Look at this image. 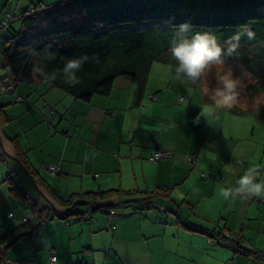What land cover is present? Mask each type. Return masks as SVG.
<instances>
[{"label":"crops","instance_id":"obj_1","mask_svg":"<svg viewBox=\"0 0 264 264\" xmlns=\"http://www.w3.org/2000/svg\"><path fill=\"white\" fill-rule=\"evenodd\" d=\"M38 1L53 4L60 0H0V20L5 13H20ZM0 61V69H7L5 79L9 69L2 66L1 43ZM256 64L254 71L259 77L264 74V61ZM165 68L154 64L140 94L139 85L126 78L115 82L109 96L95 95L88 102L47 83L18 82L13 86L8 78L1 80V233L13 224L10 212L27 216L32 210L3 183L10 170L18 173L31 195L38 197L32 179L15 160L18 149L26 151L63 196L118 187L172 189L170 199L154 200L155 207H121L106 217L92 215L70 223L48 221L41 232L22 238L9 249L14 264H37L34 250L42 255V264H50L49 250L53 247L57 264H264V259L210 244L204 234L182 228L174 212L189 213L185 208L189 203L196 212L195 219L191 216L196 222L208 227L210 223L225 224L231 232L242 233L245 247L264 249V201L221 195L222 188L234 183L237 159L245 166L253 165V135L258 126L264 127V120L259 125L254 121L252 126L249 114L253 111L234 109L218 111L213 125L205 117L196 123L200 104L208 102L207 96L199 88L189 92L175 81L161 86ZM234 112L243 117L237 118ZM168 124L174 127L164 132ZM156 150H170L174 157L153 164L149 156ZM205 150L217 152L219 160L209 161L203 155ZM189 157L195 158V164H189ZM8 158L15 162L7 163ZM263 162L264 156L259 167H264ZM55 164L62 168L59 175L45 170L46 165Z\"/></svg>","mask_w":264,"mask_h":264},{"label":"trees","instance_id":"obj_2","mask_svg":"<svg viewBox=\"0 0 264 264\" xmlns=\"http://www.w3.org/2000/svg\"><path fill=\"white\" fill-rule=\"evenodd\" d=\"M30 10L32 13L27 14ZM8 13L11 12L0 20V31L5 32L2 66L9 69L5 79L13 86L18 82L47 83L50 88L61 89L86 102L95 95L109 96L121 77L136 82L140 94L155 63L164 67L172 63L167 50L169 39L175 34L174 27L184 22L193 26L187 35L208 32L221 43L239 33L238 54L226 57V61L242 65L254 72V76L256 63L264 61V0H60L53 4L38 1L20 13H11L13 17L9 18ZM131 23L138 24L129 25ZM246 29L255 33L254 38H248ZM49 49L56 53L55 59L46 55ZM84 54L89 60L79 72L81 83L78 85L71 86L59 76L56 80H44L33 71L34 64L49 72L59 70L68 58ZM257 78L264 81V74ZM3 115L0 106V117ZM157 151L170 155L153 161L151 158ZM173 157L170 150H156L149 160L157 164ZM15 160L32 179L38 197L29 193L18 173L10 171L6 175L3 183L9 186L14 197L27 200L32 210L21 217L20 224L0 236V264H14L9 258V249L22 238L38 230L41 232L48 220L82 221L97 212L111 214L115 208L127 206L143 210L145 204L155 207V199H170L172 194L171 188L128 190L118 187L63 196L33 164L26 151L18 149ZM187 160L195 164L194 157ZM51 166L56 167V172L49 169ZM45 170L51 175L62 173L58 164L46 165ZM185 205L189 213L174 211L179 226L204 234L210 244L226 245L234 251L264 259V249L244 246L242 233L231 232L225 224L210 223L208 227L198 223L194 220L193 205ZM8 217L17 219L13 211ZM49 263H58L54 247L49 250Z\"/></svg>","mask_w":264,"mask_h":264},{"label":"clouds","instance_id":"obj_3","mask_svg":"<svg viewBox=\"0 0 264 264\" xmlns=\"http://www.w3.org/2000/svg\"><path fill=\"white\" fill-rule=\"evenodd\" d=\"M192 27L189 22L174 27L175 34L170 37L167 49L172 63L167 65L160 75V85L175 81L189 92L199 88L201 94L207 96L208 102L200 104L201 112L196 117V123H199L201 117H205L213 125V119L218 111L239 109L244 112H259L264 105V90L251 101L243 98L248 83L259 87L258 81L247 73L246 83L244 77L235 76L232 68L226 64V57L238 54L241 35L238 33L221 43L214 34L208 32L187 35ZM245 31L249 39L254 38L253 31L248 29ZM46 55L51 59L56 57V53L50 49ZM88 60V55L84 54L68 58L62 69L49 72L39 64H34L33 71L44 80H56L59 76L65 83L75 86L81 83L79 72ZM213 70L216 80L214 87L209 81V74ZM172 127L174 126L171 124L165 125L163 131L168 132ZM203 155L212 162L219 160L218 153L212 150H205ZM236 164L238 167L234 183L222 188L221 195L225 199H264V167L245 166L238 159Z\"/></svg>","mask_w":264,"mask_h":264},{"label":"rangeland","instance_id":"obj_4","mask_svg":"<svg viewBox=\"0 0 264 264\" xmlns=\"http://www.w3.org/2000/svg\"><path fill=\"white\" fill-rule=\"evenodd\" d=\"M7 2H10V3H13L14 1H18V0H6ZM24 1H26V0H24ZM4 16V15H3ZM138 23H131V24H129V25H137ZM4 37H5V32H4V30H2L1 31V33H0V43H1V45H2V43H3V41H4ZM1 62V61H0ZM226 64L229 66V67H231L232 68V70H233V73H234V75L235 76H237V77H244V79H245V82L247 83V71H245L244 69H243V67H242V65H239V64H233V63H230V62H226ZM6 71H7V69H0V83L2 82L1 81V78L3 79V77L5 76V74H6ZM251 76H252V78H254L256 81H258V85H259V87L256 85V84H251V83H248V86H247V88L245 89V91H244V94H243V98L244 99H247L248 101H251L252 100V98L253 97H255L256 95H258L259 94V92L261 91V90H264V81H261L260 79H258L256 76H254L253 74H251ZM125 81L126 80V78H118L117 80H116V83H118L119 81ZM8 81V80H7ZM209 81H210V84H211V86H215V84H216V80H215V70H213L210 74H209ZM9 82V81H8ZM46 85H48L49 86V84H46ZM54 89H57V88H54ZM261 110L259 111V113L261 114V113H263V115H264V105H262L261 106V108H260ZM236 111H241V110H239V109H237ZM235 114H237L238 115V117L237 118H241V117H243L242 116V114H239V113H236V112H234ZM249 116H250V119H251V125L253 126V124H254V121H256L257 122V124L259 125L263 120H264V116L263 117H261V116H259V115H255L253 112L251 113L250 112V114H249ZM263 123V122H262ZM263 127V125H260V126H258V128L255 130V134L253 135L254 136V138L255 139H253V143H255L254 144V147H253V150L250 152L251 154H253V155H256L254 158H253V160H254V162H253V165H255V163H257V166H260V164H259V161H260V159L261 158H263V156H264V142H262V143H260V145H257L256 143L257 142H260V141H262V140H264V127ZM252 130V129H251ZM251 133V132H250ZM259 140V141H258ZM252 146V145H251ZM4 157V156H3ZM6 161H8L7 163H9V161H13V162H15L13 159H11V158H8V159H6ZM1 163L4 165V163H3V161H1ZM263 164H264V162H263ZM6 165V164H5ZM247 166V165H246ZM11 171V170H10ZM9 172V171H8ZM6 176V175H5ZM22 201H24V203H26L27 205H30V203L27 201V200H22ZM32 207V206H31ZM18 208V207H17ZM32 209V208H31ZM117 211H120V209H122V208H115ZM15 213L17 214V212L15 211ZM102 214H103V216H102ZM95 215H100V216H102V217H104L105 215H109V214H107V213H105V212H97ZM21 217L22 216H19V215H17V219H13V220H11V221H13V226H12V224H10V228H13V227H15V226H17L18 224H20L21 223ZM106 217V216H105ZM49 221V220H48ZM49 222H51V221H49ZM15 224V225H14ZM2 225V224H1ZM0 225V226H1ZM12 226V227H11ZM9 228V229H10ZM8 229V230H9ZM1 231V230H0ZM39 231V230H38ZM4 233H6V232H3V233H1L0 232V236H2ZM32 256H35V260H36V262H37V264H42L43 262H42V255L41 254H39V255H37V253H36V251L34 250V252L32 253Z\"/></svg>","mask_w":264,"mask_h":264},{"label":"built area","instance_id":"obj_5","mask_svg":"<svg viewBox=\"0 0 264 264\" xmlns=\"http://www.w3.org/2000/svg\"><path fill=\"white\" fill-rule=\"evenodd\" d=\"M32 13V10H30V11H27V14H31ZM8 15V17L10 18V17H13V14H11V13H8L7 14ZM21 97H19V99H20ZM168 155H170V153L169 152H165V151H157L153 156H152V160L153 161H156V160H158L159 158H163V157H167ZM52 172H56V167L55 166H51L50 168H49ZM53 260H55V257H53L52 258Z\"/></svg>","mask_w":264,"mask_h":264}]
</instances>
